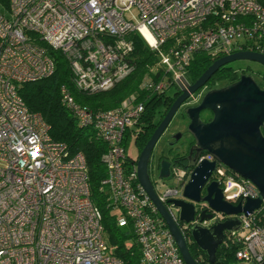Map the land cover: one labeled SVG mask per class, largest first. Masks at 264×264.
Listing matches in <instances>:
<instances>
[{
    "label": "built area",
    "instance_id": "built-area-1",
    "mask_svg": "<svg viewBox=\"0 0 264 264\" xmlns=\"http://www.w3.org/2000/svg\"><path fill=\"white\" fill-rule=\"evenodd\" d=\"M4 6L9 15L0 9V264H125L104 237L84 153L50 135L48 122L28 107L19 85L52 73L51 50H58L78 90H107L133 70L126 33L136 29L157 51L162 68L158 80L141 86L163 92L170 85L167 74L177 68L173 80L185 75L197 51L264 54V0H6ZM133 7L136 21L125 16ZM137 95L131 92L113 107L93 109L60 86L61 102L106 143L100 188L118 224L130 221L142 264H186L124 144L145 109ZM204 157L215 159L205 152L198 161ZM191 168L184 167L179 185L157 192L163 202L181 195ZM175 172L173 166L170 175ZM211 180L222 190L237 187L224 196L233 204L257 194L250 179L217 159L206 184ZM166 206L178 219L171 203ZM206 207L209 218H200V207L188 223L206 226L239 216V227L226 232L222 242L237 243V259L264 264V200L248 214Z\"/></svg>",
    "mask_w": 264,
    "mask_h": 264
},
{
    "label": "water",
    "instance_id": "water-1",
    "mask_svg": "<svg viewBox=\"0 0 264 264\" xmlns=\"http://www.w3.org/2000/svg\"><path fill=\"white\" fill-rule=\"evenodd\" d=\"M235 59L256 60L264 65L263 53L245 49L215 58L192 82L180 74L174 80L182 91L173 99L136 158L137 178L155 203L186 264H200L191 253L179 222L182 220L188 223L193 219L195 213L193 201L205 199L216 210L225 213L242 211L248 214L264 200V87L248 73H241L237 79L207 90L198 103L185 108L189 118L187 130L195 142L190 145L185 156V166H192V169L182 187L181 195L167 201L177 209L178 219L172 216L166 203L159 198L148 171L153 146L181 103L190 93L203 85L221 65ZM202 109L212 112L209 120L201 118ZM180 136V132L174 135L175 139ZM194 149L196 152L193 155ZM203 149L250 179L258 188L256 196L247 197L243 203L233 204L224 196L236 191V186L222 190L216 180L206 184L215 166V159L204 157L198 161ZM175 161L176 159L160 155L159 177L169 176L170 167L177 163ZM204 186L206 193L201 194ZM209 216V213L201 212V218ZM239 225V216H228L209 226L194 222L189 226V233L193 242L206 253L208 263L220 264L217 260V248L223 241L225 233L238 228Z\"/></svg>",
    "mask_w": 264,
    "mask_h": 264
},
{
    "label": "trees",
    "instance_id": "trees-1",
    "mask_svg": "<svg viewBox=\"0 0 264 264\" xmlns=\"http://www.w3.org/2000/svg\"><path fill=\"white\" fill-rule=\"evenodd\" d=\"M2 1L6 3V0ZM126 39L131 43L128 57L134 64L133 70L107 90L94 93L78 90L72 83L73 72L66 57L58 50H51L56 63L54 71L47 76L22 82L19 85V92L29 108L43 115L49 124V133L53 138L67 142L72 151L80 150L84 153L88 167L90 194L101 209L104 232L108 238L106 242L109 247L112 246L111 252L121 257L125 264H142L140 247L130 221L122 225L118 224L116 213L106 198V192L100 188L101 178L105 175L102 153L106 149V143L95 136L92 127L79 124L75 115L60 99L62 84L69 88L75 100L93 109L113 107L131 92H137V97L145 103V109L137 121L134 133L139 152L156 124L155 106L159 96L164 94L166 89L163 92H157L141 86L143 81L148 79L155 81L161 76L159 56L138 30H129L126 33ZM217 57L219 55L211 51H197L187 65L185 73L195 78ZM167 78L170 80V85L176 83L172 77L167 76ZM232 78L235 77L232 76ZM174 94H166L167 105L173 100ZM136 158L137 155H129V160L132 162H136ZM185 237H188V246L195 259L200 264H209L206 253L190 240L189 233ZM236 248V242L227 245L221 242L217 248V260L220 264H228L229 258L235 257ZM222 250H224L223 253Z\"/></svg>",
    "mask_w": 264,
    "mask_h": 264
},
{
    "label": "rangeland",
    "instance_id": "rangeland-1",
    "mask_svg": "<svg viewBox=\"0 0 264 264\" xmlns=\"http://www.w3.org/2000/svg\"><path fill=\"white\" fill-rule=\"evenodd\" d=\"M0 9L5 12L7 15H9L8 8L4 6V3L0 0ZM132 14L134 16L132 17ZM125 16L128 18H133L134 21H136L137 18V11L133 7L129 12H125ZM160 57V56H159ZM229 64L234 68L232 70H228L225 73L221 74L219 76L220 80L219 81H227L230 77H238L239 72L238 71H245L248 74H251L255 79L260 80L263 77V71H264V65L256 60H251V59H235L229 62ZM238 70V71H237ZM178 69L174 68L170 71L169 75L167 76H174L176 73H178ZM173 85L171 84L169 87L166 88L165 94L167 95H172L174 92ZM191 99V98H190ZM188 102H192V100H189ZM158 104L156 103V106ZM155 108L160 109L161 106L158 105ZM188 124V117L184 114L182 111V108H178L174 115L172 116L168 129L157 139L153 146L152 150V156L149 161L148 165V171L150 178L153 182V185L156 189L157 192L163 190L165 187H168L170 185L174 184H180L181 178L185 172V169L183 166H178L177 167V172L170 176L166 177H159L158 171H159V166H158V158L160 155H165L166 153L168 154V145H167V135L170 133V131L174 129H185V126ZM137 127V126H136ZM135 134L133 131L131 133H127L124 139V143L126 146V149L130 155L136 156L138 154V147L135 143ZM188 136L185 135V138H182L177 144L179 145V149L177 150L176 148L172 149L170 151V157L176 153V151L182 150L186 146V138ZM206 189L204 188V191ZM198 203V202H197ZM173 212L178 215L177 209L173 206L172 207ZM104 237L107 238L106 232H104ZM109 243V242H108ZM112 246H110L111 248ZM224 250L221 252L223 253ZM228 264H250L249 262L245 263L241 261L240 259H237L235 257H230L229 258V263Z\"/></svg>",
    "mask_w": 264,
    "mask_h": 264
},
{
    "label": "flooded vegetation",
    "instance_id": "flooded-vegetation-1",
    "mask_svg": "<svg viewBox=\"0 0 264 264\" xmlns=\"http://www.w3.org/2000/svg\"><path fill=\"white\" fill-rule=\"evenodd\" d=\"M234 69L230 64L229 62L221 65L210 77L209 79L203 84L201 85L199 88H197L195 91H193L192 93H190V95L181 103V105L178 107V108H182V111L184 112V114L187 116L186 112H185V108L188 106V105H192V104H196L200 101L202 95L209 89L211 88H217L219 86H222V85H225L235 79H237L238 77H235V78H232L230 77L227 81H219L220 78L219 76L223 73H225L226 71L228 70H232ZM238 71V70H237ZM187 72V71H186ZM239 72V75L241 73H247L243 70L241 71H238ZM200 75V74H199ZM198 75V76H199ZM185 76H186V79L189 81V82H192L194 81L198 76H196L195 78H193L191 75H189L188 73H185ZM257 80V79H256ZM261 86L264 87V71H263V77L260 79V80H257ZM173 85V88H174V98L182 91L180 86L175 83V84H172ZM165 92V91H164ZM173 98V99H174ZM191 98V99H190ZM167 100L168 98L166 97V94H162L159 96V100L157 101V104L161 106L160 109L158 108H155V115H154V121L156 122L155 126L157 125V123L160 121V119L163 117V115L165 114L167 108L169 107V105H167ZM189 100H192V102H188ZM173 101V100H172ZM171 101V102H172ZM157 105V106H158ZM156 106V107H157ZM165 106H167V108H165ZM200 116L203 120H209L212 116V112L210 110H207V109H202L200 111ZM188 117V116H187ZM171 120V119H170ZM188 122H189V118H188ZM170 123V121H169ZM169 123L167 124V126L165 127V129L163 130V132L160 134V136L168 129V126H169ZM155 126H153L152 130H151V133L153 132ZM177 132H180L181 133V136L177 139H175L174 135L177 133ZM151 133L149 134V137L151 135ZM185 135L188 136L186 138V146L184 148H182L181 152L180 151H176V153H174L171 157H170V151L174 148H176L177 150L180 148L179 145L177 144V142H179L180 140H182V138H185ZM159 136V137H160ZM148 137V138H149ZM158 137V138H159ZM194 138L192 136V134L187 130V125L185 126V129H174L172 131H170V133L167 135V145H168V154L166 153L164 156H167L169 159H176L175 162H177L175 165H172L170 167V169L175 166V167H178V166H183V167H186L188 168L187 166H185V163H186V159H185V156L186 154H188V151H189V147L190 145H192L194 143ZM153 150V149H152ZM196 152V150L194 149L192 151V154L194 155ZM205 152H208L207 150L203 149L202 152L199 154H203ZM151 156H152V153H151ZM150 156V158H151ZM163 156V155H162ZM199 157V156H198ZM150 161V159H149ZM149 165V163H148ZM158 166H159V158H158ZM192 167V166H191ZM190 167V168H191ZM159 168V167H158ZM192 169V168H191ZM158 174H159V171H158ZM170 176V174H169ZM204 188L205 186L202 188V192L201 194H205L206 192L204 191ZM178 197V196H177ZM173 198V197H172ZM170 199V198H169ZM168 201V200H167ZM166 203H169L167 202ZM198 202V203H197ZM194 203V207H195V212H197V210L202 207L200 210H199V214H200V218H201V212L204 211L206 213H209L211 215V212L209 211L210 208L206 207V204H209L207 202V200L203 199V200H198V201H193ZM195 214V213H194ZM210 217V216H209ZM209 217H204V218H209ZM218 221V220H216ZM180 225L181 227L183 228V233L184 235H187L190 231H189V226L191 223H187L185 221H182L180 220ZM214 222H211L209 225L213 224ZM209 225H206V226H209ZM187 233V234H186ZM190 235V233H189ZM190 240H192V237L190 236L189 237ZM188 239V237L186 238ZM193 241V240H192ZM188 243V242H187Z\"/></svg>",
    "mask_w": 264,
    "mask_h": 264
}]
</instances>
